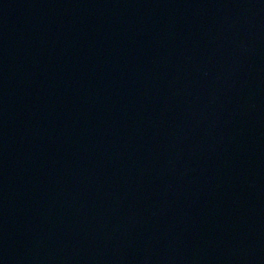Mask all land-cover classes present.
Masks as SVG:
<instances>
[{"label":"water","instance_id":"obj_1","mask_svg":"<svg viewBox=\"0 0 264 264\" xmlns=\"http://www.w3.org/2000/svg\"><path fill=\"white\" fill-rule=\"evenodd\" d=\"M0 264H264V0H0Z\"/></svg>","mask_w":264,"mask_h":264}]
</instances>
